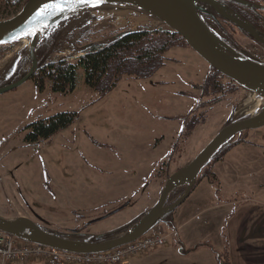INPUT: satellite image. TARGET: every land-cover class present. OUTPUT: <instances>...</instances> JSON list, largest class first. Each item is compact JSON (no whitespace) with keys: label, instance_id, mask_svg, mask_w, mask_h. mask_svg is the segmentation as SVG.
Listing matches in <instances>:
<instances>
[{"label":"rangeland","instance_id":"374dc122","mask_svg":"<svg viewBox=\"0 0 264 264\" xmlns=\"http://www.w3.org/2000/svg\"><path fill=\"white\" fill-rule=\"evenodd\" d=\"M154 23L153 19L140 12L119 10L72 29L63 26L55 29L63 28L73 33L90 29L82 41L77 37L78 44L68 56L70 61L75 62L79 57L77 54L88 43L106 41L116 32L152 27ZM233 31L246 51L250 54L259 52L264 56L263 50L251 39L236 29ZM11 46L18 51L24 48L26 55L27 47L21 43L15 42ZM7 54L11 58L12 50ZM54 56V60L60 57L58 54ZM166 57L165 64L152 77H123L104 95L84 82L78 84L73 92L58 94L52 91L49 80L46 81L48 90L40 92L34 82L28 80L0 96V114L4 116L0 118V134H5L7 149L12 151L4 161L5 165L0 167V172L13 171L16 174L12 180L0 177V213L31 216L22 201L7 191L10 185H15L25 203L34 211L51 222L69 228L89 222L103 208L116 207L128 200L135 202L90 225L92 232L96 233L126 225L137 218L145 207L152 206L159 197V188L144 193L143 187L144 179L152 174L155 164L162 161L163 185L167 172L195 157L247 95L242 87L234 92L205 95L199 85L205 80L210 67L190 46H173L167 50ZM79 73H82L81 69ZM222 81L227 83L229 80L224 77ZM227 87L231 89L232 85ZM45 103H48L47 107H42ZM66 110L80 112L69 127L39 146L14 148L22 139L23 131L18 129L19 124L41 114L48 116ZM188 113L190 118L199 117V123L192 134L180 139L172 151L183 124L181 116ZM241 134L264 143V126ZM202 183L206 182L200 185ZM198 191L199 188L191 191L175 210L180 211L193 204ZM172 214L169 219H172ZM169 227L170 224L158 223L153 229L166 233L170 231ZM176 239L177 236H174L169 241ZM161 252L184 261L195 257H186L180 245L172 244L150 249L126 260L132 264H145L148 257L153 258V253L157 256Z\"/></svg>","mask_w":264,"mask_h":264},{"label":"water","instance_id":"95a60500","mask_svg":"<svg viewBox=\"0 0 264 264\" xmlns=\"http://www.w3.org/2000/svg\"><path fill=\"white\" fill-rule=\"evenodd\" d=\"M56 3L57 0H27L15 14L1 18L0 45L21 43L27 47L26 55L30 62L36 64L37 48L56 27L72 29L119 10L140 12L155 21L150 29L165 26L180 34L210 66L247 91L245 98L198 154L167 176L157 201L123 229L111 232L106 237L104 233L99 234L96 236L97 240L93 241L86 235L61 234L48 230L29 216H6L0 213V230L15 237L62 251L102 252L132 242L153 229L186 199L197 184L203 168L219 150L230 144L238 133L264 126V61L242 53L224 40L201 16L200 12L207 11L204 5H211L218 14L237 24L254 38L262 42L264 38L254 24L218 0H90L89 3L67 0L63 11L48 8ZM42 9L46 10V14H41ZM134 30L136 29L125 30L106 41L88 43L81 51L94 45L108 44ZM17 58L18 55L8 58L6 67L15 66ZM31 72L23 75L13 86L25 81ZM8 88H0V92ZM179 187H184V191L173 202L167 203L169 195ZM101 238L103 239L100 240Z\"/></svg>","mask_w":264,"mask_h":264},{"label":"crops","instance_id":"0c3cea01","mask_svg":"<svg viewBox=\"0 0 264 264\" xmlns=\"http://www.w3.org/2000/svg\"><path fill=\"white\" fill-rule=\"evenodd\" d=\"M243 138L214 162L216 182L203 177L194 203L172 215L166 233L177 239L166 246L180 245L194 259L161 252L145 264H221L223 252L229 264H264V143Z\"/></svg>","mask_w":264,"mask_h":264},{"label":"trees","instance_id":"16d2710c","mask_svg":"<svg viewBox=\"0 0 264 264\" xmlns=\"http://www.w3.org/2000/svg\"><path fill=\"white\" fill-rule=\"evenodd\" d=\"M26 1L0 0V18L16 13ZM119 33L116 32L114 35ZM184 45L189 46L180 34L167 27L156 29L138 27L108 44L94 45L86 49L75 62L69 59L51 61L44 68V75H41V78H48L52 88L56 91L73 92L78 84L84 82L87 86L104 95L111 91L123 77H152L165 64L167 50L173 46ZM209 67L210 71L203 83L199 85L205 95L212 96L224 92H234L238 87H241L228 77L229 81L224 83L222 78L226 76L212 66L209 65ZM79 69L82 70V73H79ZM230 84L232 85L231 89L227 87ZM189 113L181 116L183 124L172 151L176 149L180 139L192 134L199 123V117L190 118L188 117ZM75 115L76 112L74 111L53 114L46 121L35 125L33 136L37 133L52 134L57 129L69 125L75 119ZM241 133L215 154L213 160L203 168L198 177V182L205 176L216 182V175L212 171L214 162L222 159L234 145L244 140ZM167 176L168 172L165 178ZM183 191L184 187L175 189L178 196ZM217 259L221 264H229L224 252L217 253Z\"/></svg>","mask_w":264,"mask_h":264},{"label":"flooded vegetation","instance_id":"af4514ba","mask_svg":"<svg viewBox=\"0 0 264 264\" xmlns=\"http://www.w3.org/2000/svg\"><path fill=\"white\" fill-rule=\"evenodd\" d=\"M221 1L223 4L229 6L231 9H233L236 13L242 15L244 18L249 20L252 24H254L257 29L259 30V33L262 38H264V0H218ZM248 2V3H244ZM252 4L258 5V6H252ZM207 11L200 12L203 19H205L210 26L220 34V36L226 40L230 45L235 47L237 50L241 51L242 53L254 57L258 60L264 61V56H261L260 53H253L250 54L248 51L245 50L243 46L240 45V40L238 37H236L235 32L233 29H236L249 39H251L256 45L259 46V49L263 50L264 52V42L254 38L252 35L247 33L245 30L240 28L237 24L233 23L232 21L226 19L225 17L218 14L215 9L211 5H204ZM90 31L89 28L78 30L77 32H72L69 30H65L63 28H57L52 31V33L47 37L46 40L42 42V44L37 48L36 56L38 58V61L36 64H32L29 60V57H27L24 52L25 49L22 48L20 51L16 50L11 45L13 43H6L0 45V88L9 87L8 89L0 92V96L6 94L8 91L17 88L18 86L24 84L28 80H32L36 86V89L40 92H44L45 89L48 90V86L46 81L49 80L48 78H41V75H44V68L47 67V65L54 60L55 54L60 55V57H57V60L60 59H68L69 55L75 50V46L78 44L76 42L77 37L80 41L83 40V37L86 36ZM4 46H8V49H4ZM12 50V55L10 57H13V55L17 53L19 56L17 58V63L15 66H8L6 67V63L8 60L9 53ZM83 51H80L77 56H80ZM264 54V53H263ZM262 54V55H263ZM8 56V57H7ZM76 56V57H77ZM32 71V72H31ZM31 72V75L22 83L13 86L14 83H16L23 75ZM50 81V80H49ZM53 92L58 94H68L64 91H56L52 88ZM48 103H45L42 107H47ZM66 111H74L76 112L75 119L70 123L72 124L78 117H79V111L77 110H66ZM63 112V111H57L56 113ZM55 113V114H56ZM51 115L45 116L43 114L33 118V119H26V121L22 124H19L18 129L23 131L22 133V139L18 140L17 145L14 146V148L19 147H28V146H39L49 140L58 133L59 131L67 128L70 126L67 125L63 128L57 129L52 134H40L37 133L35 136H33L34 127L39 122L46 121ZM4 117L0 114V118ZM5 139V134H0V167H3L5 165V160L7 159V156L12 152L10 149H7V141ZM12 148V149H14ZM162 161H158L155 164L154 170L152 174L148 175L144 179V193H150L151 191L154 192L159 188V191L161 192L162 186L161 183L163 182V174H162ZM178 168V167H177ZM171 172L168 171V175ZM5 177L6 179H11L16 176L15 172L13 171H3L0 172V177ZM167 178V177H166ZM10 190L7 189V191L14 196L15 198H19L22 201L23 206L27 209V211L30 212L31 216L34 220L42 224L45 228L51 231H58L61 234H73V233H79L86 236H89V239L96 241V236L99 234L104 233V237L111 234V232H114L119 229L125 228L127 225L135 221L144 211H146L150 207H145L142 211V213L129 222L128 224H124L121 227L114 229L112 231H103V232H92V227L90 225L94 224L97 221L104 220L106 218H109L113 214L128 208L135 204L133 200H128L124 203H121L119 206L112 207V208H106L98 212V214L92 218H90L89 222L86 223H78L77 226H74L72 228L69 227H63L61 224H56L54 222L49 221L46 217L41 215L39 212L34 211L32 207L28 206L25 201L23 200V196L18 193V191L15 188V185L8 186ZM11 191V192H10ZM149 195V194H148ZM160 195V193H159ZM178 197L177 193H175V190L169 195L167 203L173 202ZM132 199V198H131ZM146 201V200H145ZM37 208H40L38 206ZM175 211V210H174ZM174 211H172L174 213ZM168 215V214H167ZM165 216V219L161 221L160 223H166L170 224L168 221L172 220L169 219L170 215ZM173 215V214H172ZM171 215V218H172ZM168 222V223H167ZM90 226V227H89ZM67 229L68 231H62L63 229ZM103 237V238H104ZM101 238L100 240H102Z\"/></svg>","mask_w":264,"mask_h":264},{"label":"built area","instance_id":"2783aa9c","mask_svg":"<svg viewBox=\"0 0 264 264\" xmlns=\"http://www.w3.org/2000/svg\"><path fill=\"white\" fill-rule=\"evenodd\" d=\"M169 234L152 230L127 244L96 253L62 251L0 230V264H124L126 259L164 246Z\"/></svg>","mask_w":264,"mask_h":264},{"label":"snow or ice","instance_id":"6c2138e0","mask_svg":"<svg viewBox=\"0 0 264 264\" xmlns=\"http://www.w3.org/2000/svg\"><path fill=\"white\" fill-rule=\"evenodd\" d=\"M81 3H89L90 0H80ZM65 3H67V0H57V3L54 4V5H49L48 8L50 9H55V10H59V11H63L64 10V6H65ZM95 6V5H93ZM41 14H46V10H41ZM29 35L31 33H28Z\"/></svg>","mask_w":264,"mask_h":264}]
</instances>
